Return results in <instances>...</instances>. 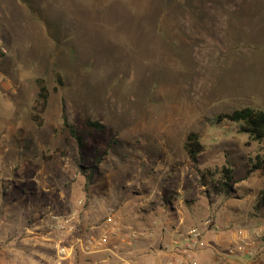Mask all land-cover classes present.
Listing matches in <instances>:
<instances>
[{
	"label": "rangeland",
	"instance_id": "obj_1",
	"mask_svg": "<svg viewBox=\"0 0 264 264\" xmlns=\"http://www.w3.org/2000/svg\"><path fill=\"white\" fill-rule=\"evenodd\" d=\"M0 51V264H126L124 246L78 243L99 237L111 210L142 231L201 227L252 210L264 190L259 172L246 176L262 145L214 122L264 107V0H0ZM38 78L49 90L41 126ZM190 132L204 147L196 164L183 149ZM222 167L235 194L207 197L198 171ZM53 217L73 230L53 232Z\"/></svg>",
	"mask_w": 264,
	"mask_h": 264
},
{
	"label": "trees",
	"instance_id": "obj_2",
	"mask_svg": "<svg viewBox=\"0 0 264 264\" xmlns=\"http://www.w3.org/2000/svg\"><path fill=\"white\" fill-rule=\"evenodd\" d=\"M0 56L2 53L0 51ZM37 94L31 107V119L37 125L41 126L43 122L42 115L45 112L48 99L49 90L46 82L42 78L36 80ZM63 126L68 131L69 135L75 140L77 148L81 150L84 147H88L87 141L83 140V137L77 134L76 129L70 125L67 121L65 112L62 113ZM215 123H220L226 120L229 123H235L237 132L244 133L248 136L251 142H256L260 147L259 153L250 158V168L246 172V176H249L253 172H259L264 176V107H243L234 109L230 113L218 116L214 119ZM94 128L99 129L101 125L97 122L90 123ZM183 149L193 164L197 163L198 156L204 151V147L200 141V137L196 132H190L183 142ZM100 158H96L95 162L98 163ZM200 176V184L205 188V194L207 197L210 195H216L219 198H233L235 194L234 184L238 181L234 180L232 169L222 167L219 170L206 169L198 171ZM92 174L88 175V180H91ZM235 198V197H234ZM170 204V197L164 199V203ZM253 216L264 221V190H260L256 197V203L253 205Z\"/></svg>",
	"mask_w": 264,
	"mask_h": 264
},
{
	"label": "crops",
	"instance_id": "obj_3",
	"mask_svg": "<svg viewBox=\"0 0 264 264\" xmlns=\"http://www.w3.org/2000/svg\"><path fill=\"white\" fill-rule=\"evenodd\" d=\"M252 213H254L253 208L252 210L238 208L233 210L231 208L228 213L222 214V216L217 214L211 227L215 232L216 229L220 230V234H216L215 238L209 236L212 230H206L202 225L201 227L194 226L200 227L203 231L201 245L194 253L195 261L198 264H264V221L253 216ZM153 223H146L144 227L145 230L155 231L154 236L152 235L153 238H142L131 247H123L129 253L124 261L126 264H160L169 256L168 251H164L161 246L162 240L165 244L168 242L162 229L171 225L186 229L179 220H169L164 224L156 223V225ZM256 234H258L257 238ZM241 238L255 240L254 256H249L246 260H244V256L247 257V254L240 252L236 257L231 258L226 251L230 245H235ZM209 255L211 256L209 257Z\"/></svg>",
	"mask_w": 264,
	"mask_h": 264
},
{
	"label": "built area",
	"instance_id": "obj_4",
	"mask_svg": "<svg viewBox=\"0 0 264 264\" xmlns=\"http://www.w3.org/2000/svg\"><path fill=\"white\" fill-rule=\"evenodd\" d=\"M106 217L100 230L99 237H87L84 241H78L80 250L85 253L91 252H115L122 248V246L131 247L136 241L142 238H150L152 234L150 229L140 230L134 225L125 224L121 222L120 217L113 210ZM53 222L50 224V230L53 232L63 233L71 232L73 225L71 218H64L59 220L53 217ZM213 226L211 219H206L202 222V227L209 230ZM166 235L168 242L165 244L162 240L161 246L164 251H168L169 256L160 264H197L194 258L196 249L201 245L202 229L200 227L180 228L179 226H169L162 229ZM258 237V234L255 236ZM255 240L249 238H241L238 240L229 253H244L250 257L254 256L253 246ZM59 254L64 255L65 248L59 249Z\"/></svg>",
	"mask_w": 264,
	"mask_h": 264
}]
</instances>
